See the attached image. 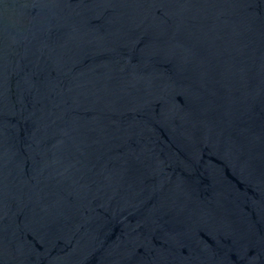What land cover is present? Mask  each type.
I'll use <instances>...</instances> for the list:
<instances>
[{
	"label": "water",
	"instance_id": "obj_1",
	"mask_svg": "<svg viewBox=\"0 0 264 264\" xmlns=\"http://www.w3.org/2000/svg\"><path fill=\"white\" fill-rule=\"evenodd\" d=\"M0 264H264V0H0Z\"/></svg>",
	"mask_w": 264,
	"mask_h": 264
}]
</instances>
